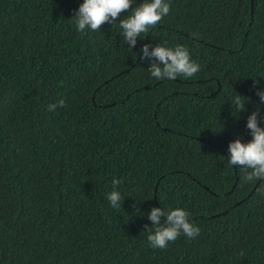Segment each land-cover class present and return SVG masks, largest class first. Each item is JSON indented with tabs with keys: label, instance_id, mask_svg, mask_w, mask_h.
<instances>
[{
	"label": "trees",
	"instance_id": "16d2710c",
	"mask_svg": "<svg viewBox=\"0 0 264 264\" xmlns=\"http://www.w3.org/2000/svg\"><path fill=\"white\" fill-rule=\"evenodd\" d=\"M80 2L0 0V264H264V179L226 162L257 106L264 124V0H170L132 50L119 21L77 32ZM145 43L186 46L200 71L155 80ZM151 207L200 235L149 247Z\"/></svg>",
	"mask_w": 264,
	"mask_h": 264
},
{
	"label": "clouds",
	"instance_id": "9594fccd",
	"mask_svg": "<svg viewBox=\"0 0 264 264\" xmlns=\"http://www.w3.org/2000/svg\"><path fill=\"white\" fill-rule=\"evenodd\" d=\"M136 5L134 8L132 5ZM124 10H131L124 18L117 19ZM170 11V0H81L74 17L73 24L79 33H91L101 30V25L108 23L111 26L119 21V34L127 48L133 49L137 39H143L149 28L157 25ZM129 12V11H128ZM140 58L153 57L149 62L148 72L155 80H174L183 76L191 78L200 71V65L192 59L189 49L181 44L167 46L156 44L151 46L145 43L140 48ZM259 81L253 79L258 105L264 104V86L255 87ZM242 95L230 98L232 112L236 115L245 111V101ZM247 97V96H246ZM65 101L59 100L47 106L48 111H56L63 107ZM260 108L257 106L250 111L246 118L245 127L251 134V139L244 141L241 137L229 141L227 146V164L244 169V181L255 182L264 179V124L260 122ZM223 128V126H222ZM222 128L220 130H222ZM219 130V131H220ZM119 181H112L113 188L105 195L112 209L122 206L124 197L116 185ZM147 217L152 226L147 234L148 245L151 248L164 249L170 242L183 235L186 239H196L200 235V227L189 217L190 212L182 207H151ZM161 217L164 218L161 222Z\"/></svg>",
	"mask_w": 264,
	"mask_h": 264
}]
</instances>
